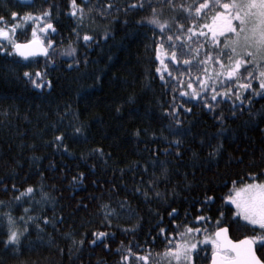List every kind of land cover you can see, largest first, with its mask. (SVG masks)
I'll use <instances>...</instances> for the list:
<instances>
[{
	"label": "trees",
	"instance_id": "obj_1",
	"mask_svg": "<svg viewBox=\"0 0 264 264\" xmlns=\"http://www.w3.org/2000/svg\"><path fill=\"white\" fill-rule=\"evenodd\" d=\"M202 2L76 0L72 15L70 0H0V28L9 30L0 37V264H184L168 250L185 242L199 245L196 264H208L218 227L233 240L263 233L226 203L237 187L264 179L263 69L247 66L230 84L217 76L226 69L214 54L229 37L218 35L217 47L201 25L224 10H185ZM153 8L163 32L148 22ZM34 40L45 56L15 54L13 43ZM170 43L199 51L177 64ZM201 79L215 91H201ZM257 254L264 263V247Z\"/></svg>",
	"mask_w": 264,
	"mask_h": 264
},
{
	"label": "snow or ice",
	"instance_id": "obj_2",
	"mask_svg": "<svg viewBox=\"0 0 264 264\" xmlns=\"http://www.w3.org/2000/svg\"><path fill=\"white\" fill-rule=\"evenodd\" d=\"M72 5V15H76V10L80 6L76 3V0H70ZM169 4H172V0H167ZM221 7L224 11H216L215 14L211 17V24H203L202 28H207L212 34V43L219 46L217 37L228 35L229 39L224 41L225 48L221 49L218 53H215V63L220 64L222 69H226L224 73H217V76L224 74L227 76V80L224 81L225 84H230L233 78L238 77L242 71H247V66L255 64L257 67H261V62H264V0H232L231 3H222L221 0H203L199 6L189 5L185 10L191 12V9L194 8L197 16H203L206 10H211L214 7ZM112 7V5H109ZM130 7H140L143 8L144 5L133 4ZM180 7L184 8V5H180ZM153 16L149 19V23L158 26L163 32L166 27L167 22H161L155 16V8H153ZM235 13V14H233ZM81 14H83V9H81ZM17 13L13 11L11 16L13 18L17 17ZM43 16H47L48 13L45 12L42 14ZM254 18L255 23L249 27L250 19ZM25 19H32V15L29 13L25 16ZM234 21H238V24L234 23ZM0 22H5V18L0 16ZM16 25H9V29L12 31L15 30ZM46 28H52V24L48 23L45 26ZM184 27L183 24L180 25V29L182 30ZM188 32L192 35H196L194 28H189ZM33 35H35V30H33ZM9 36V30L5 28H0V37ZM199 36L204 37L206 33L204 31L199 32ZM91 39L88 35L84 36L85 42H88ZM168 41H180L181 36L176 35L175 37L169 35L167 37ZM191 39V36L188 38ZM36 43V41H31L29 44H19L13 43L14 51L22 57L27 58V56L34 54L33 51L30 50V45ZM160 45H157L159 49ZM169 47L174 49L171 53V58L173 61L179 63V58L182 56L188 55V52L191 51H199L197 49H191L187 44L180 43H170ZM188 49L186 52L185 49ZM44 52H47V49H41ZM0 51H5V49L0 48ZM7 55H12L11 52L6 53ZM228 58L230 61L229 65H225L223 63L224 57ZM250 58V59H249ZM213 59V54L209 53L207 58L200 63L203 65H207L208 60ZM183 64L187 65L191 70L193 65L189 59H184ZM199 67V66H197ZM205 73H207L208 69L205 67ZM159 71V69H157ZM171 75V73H169ZM24 76L29 77L31 79V74L29 72H25ZM36 76H41V73L37 72ZM248 76L250 78H255L252 72H248ZM260 76L264 77V71L260 72ZM163 79V77H161ZM31 82L36 87H42V81L31 80ZM50 83V82H49ZM201 85V91H203L204 87L211 86L215 91V81L211 85L207 84L205 80L201 79L198 81ZM251 85L250 83L239 84V88L247 89ZM188 87L192 88V82L188 83ZM260 88L264 89V79L260 82ZM194 95H198V93H193ZM236 98H240V94L238 92L235 93ZM182 95H188V93H182ZM225 96L228 95V92L225 91ZM211 99L214 101L217 99L216 95H213ZM251 99V97H249ZM207 106V105H206ZM235 115V113H233ZM217 119H223V117H217ZM176 123L179 125L180 121L177 120ZM81 131L80 128L76 129V132L79 133ZM225 131L221 129V132ZM174 134H181L180 128L173 129ZM62 139L61 136H57L56 140L60 141ZM175 143L179 145L181 143L180 140H176ZM97 151H100L99 149ZM168 150L165 149V152ZM216 151V149H214ZM180 153H177L179 156ZM164 174L167 173V169H162ZM75 179V177L73 178ZM235 184V182H233ZM34 189L30 186L26 189V193H32ZM22 193L21 195H23ZM46 195V194H45ZM159 195V193H157ZM20 197H17L19 199ZM211 200V197L208 198ZM233 204L236 205L238 215L245 221L256 225L259 224L262 229H264V183L261 184H248L245 185L241 189H235V195H229L227 197ZM27 211V210H26ZM173 212L176 209L172 210ZM171 215V213L169 214ZM31 219V217H29ZM47 219V218H45ZM205 219L204 217H197V220ZM162 231H164L162 229ZM193 231L192 228H188L187 232L191 233ZM195 231H199L196 229ZM227 229L225 228H217L215 233V239L212 240L213 252H212V264H262L261 260L256 256L253 246L257 244L259 239L260 246L264 247V235L257 237H246L243 240L233 242L228 239ZM104 233H99V237H104ZM19 239V234L16 231H10L8 236V241L15 243ZM207 240V237L205 238ZM204 243V242H201ZM199 245L197 243H187L185 242L182 245H177L176 248H170L168 251L175 257L177 261H183L184 264H196V256ZM146 259V258H145Z\"/></svg>",
	"mask_w": 264,
	"mask_h": 264
},
{
	"label": "water",
	"instance_id": "obj_3",
	"mask_svg": "<svg viewBox=\"0 0 264 264\" xmlns=\"http://www.w3.org/2000/svg\"><path fill=\"white\" fill-rule=\"evenodd\" d=\"M34 41H36V43L30 45V50L33 51L34 54L27 56V58L20 56V55L17 54L16 52H15V54H16L19 58H22V59H30V58H37V57H43V56H45V55L48 53V50H47V52H44V51H42L41 49H47V47H46L41 41H38V40H34ZM30 42H31V41H30ZM19 44H22V45H24V44H29V42H25V43H21V42H19ZM223 228L227 229V233H226V235H227L228 239H230V240L233 241V242H237V241H240V240H243V239L246 238V237H245V238H242V239H240V240H233L232 238H230L228 228H226V227H223ZM215 233H216V232H215ZM215 233H214V238H216V237H215ZM253 250H254L256 256L260 259V257H259L258 254H257V251H256V245L253 246ZM260 260H261V259H260ZM261 262H262V264H264L262 260H261ZM208 264H212V254L210 255V259H209V263H208Z\"/></svg>",
	"mask_w": 264,
	"mask_h": 264
},
{
	"label": "rangeland",
	"instance_id": "obj_4",
	"mask_svg": "<svg viewBox=\"0 0 264 264\" xmlns=\"http://www.w3.org/2000/svg\"><path fill=\"white\" fill-rule=\"evenodd\" d=\"M255 22H256V21H255L254 18L250 19V21H249V27H250L252 24H254ZM263 65H264V64H263ZM261 68H262L263 71H264V67L261 66ZM263 79H264V78H263ZM262 90L264 91V89H262ZM253 183H255V184H261V183H264V179H263L261 182L246 183V184H244V185H241V186L237 187L236 189H241V188H243L245 185L253 184ZM231 195H235V189L233 190V193H232ZM226 203H228L229 205L233 206V207L235 208V210H236V213L238 212V209L236 208V205L233 204V203H232L230 200H228L227 198H226ZM237 216H238V215H237ZM238 217H239V216H238ZM239 218H240V217H239ZM241 219H242V218H241ZM242 220H243V219H242ZM243 221L246 222V223L249 224V225H252V226L258 227V228H260V229L262 230L263 233H262L261 235L254 236V237L259 238L260 236L264 235V229H262L261 226H260L259 224L253 225V224L249 223L248 221H245V220H243ZM256 245H260V241H259V239H258ZM212 252H213V247H212ZM210 255H211V254H210Z\"/></svg>",
	"mask_w": 264,
	"mask_h": 264
}]
</instances>
